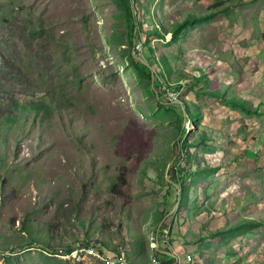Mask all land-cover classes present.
<instances>
[{
    "label": "rangeland",
    "instance_id": "374dc122",
    "mask_svg": "<svg viewBox=\"0 0 264 264\" xmlns=\"http://www.w3.org/2000/svg\"><path fill=\"white\" fill-rule=\"evenodd\" d=\"M77 245L264 264V0H0V264Z\"/></svg>",
    "mask_w": 264,
    "mask_h": 264
},
{
    "label": "built area",
    "instance_id": "2783aa9c",
    "mask_svg": "<svg viewBox=\"0 0 264 264\" xmlns=\"http://www.w3.org/2000/svg\"><path fill=\"white\" fill-rule=\"evenodd\" d=\"M166 93H168L170 101L175 102L178 99V93L172 92L168 88H163ZM55 256H60L61 259H68V260H74L75 262H84L88 259H101L105 262H108L109 264H131L127 257H125L123 252H120L118 256L109 257L105 256L100 250L95 249L91 246H80L77 245L75 247H72L70 251H65L62 248H57L53 252ZM189 259L191 257L187 256ZM149 264H161V262L157 260L151 261Z\"/></svg>",
    "mask_w": 264,
    "mask_h": 264
},
{
    "label": "trees",
    "instance_id": "16d2710c",
    "mask_svg": "<svg viewBox=\"0 0 264 264\" xmlns=\"http://www.w3.org/2000/svg\"><path fill=\"white\" fill-rule=\"evenodd\" d=\"M129 15L132 17L133 16V11H132V9L131 8H129ZM135 27V26H134ZM140 63V62H139ZM141 64V63H140ZM142 66V68H147V65H144V64H142L141 65ZM149 77H150V74H149ZM175 92H178V90L177 91H175ZM14 105L15 106H21V104L18 102V101H15L14 102ZM23 107H26V108H29V109H32V111H34L35 113H39L41 110H45L46 109V107H47V105L44 103V102H40V103H34V104H31V106L29 105L28 107H27V104H24L23 105ZM8 118H12V117H8ZM124 180V179H123ZM70 247H68V248H66L65 249V251H70ZM161 251L162 250H160V249H156L155 250V255L157 256V257H164L165 258V260L166 261H164V262H161V264H175V262H176V258H172V257H169V256H167V255H164V254H162L161 253Z\"/></svg>",
    "mask_w": 264,
    "mask_h": 264
},
{
    "label": "water",
    "instance_id": "95a60500",
    "mask_svg": "<svg viewBox=\"0 0 264 264\" xmlns=\"http://www.w3.org/2000/svg\"><path fill=\"white\" fill-rule=\"evenodd\" d=\"M134 58L136 60H138L141 64H144V65L148 66V64L146 63V61L143 58H141L139 56H136V55H134ZM152 84H153V82H152ZM156 249H158V248H156ZM161 253L164 254V255H167L169 257L176 258L174 254H171V253H168V252H164V251H161Z\"/></svg>",
    "mask_w": 264,
    "mask_h": 264
}]
</instances>
